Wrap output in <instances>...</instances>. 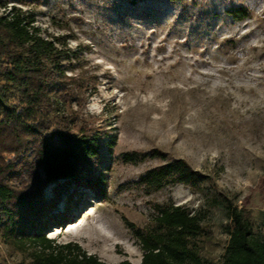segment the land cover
<instances>
[{"label":"rangeland","instance_id":"374dc122","mask_svg":"<svg viewBox=\"0 0 264 264\" xmlns=\"http://www.w3.org/2000/svg\"><path fill=\"white\" fill-rule=\"evenodd\" d=\"M12 5L35 18L44 38L61 40L76 81L58 89L72 90L69 105L59 106L76 134L97 135L103 145L91 175L104 184H71L56 210L67 224L48 238L108 264H142L125 221L158 232L155 206H185L206 216L200 254L219 262L230 220L213 199L224 195L264 238V0H0V16ZM240 7L249 11L244 20L228 13ZM155 151L210 180L200 191L177 184L147 194L139 179L166 162ZM127 154L149 156L129 163ZM33 254L0 236V264H29Z\"/></svg>","mask_w":264,"mask_h":264},{"label":"trees","instance_id":"16d2710c","mask_svg":"<svg viewBox=\"0 0 264 264\" xmlns=\"http://www.w3.org/2000/svg\"><path fill=\"white\" fill-rule=\"evenodd\" d=\"M228 13L236 20L249 16L245 7ZM61 45L59 38H44L35 18L21 7L12 5L0 16V236L19 249L33 248L29 264H108L79 244L57 245L47 236L52 228L67 224L69 216L56 210L71 184L77 189L104 184L91 175L101 159V139L83 130L76 134L59 106L69 105L72 90L58 89L76 81L67 74L63 63L67 50ZM8 154L12 159L3 157ZM148 156L127 154L125 159L138 163ZM152 157L166 162L139 179L138 185L147 194L177 184L200 191L210 180L183 159L167 161L159 151ZM24 178L31 181L29 186ZM15 180L21 185H15ZM50 184H55L53 197L47 198L45 188ZM213 202L224 206L230 220V237L221 261L204 260L200 254L203 213H193L185 206H155L158 232L144 233L125 221L144 251L142 264H264V238L254 234L251 216L225 195Z\"/></svg>","mask_w":264,"mask_h":264}]
</instances>
